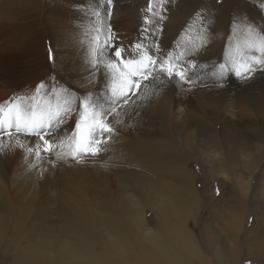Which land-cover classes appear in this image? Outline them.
<instances>
[{
	"label": "bare ground",
	"instance_id": "6f19581e",
	"mask_svg": "<svg viewBox=\"0 0 264 264\" xmlns=\"http://www.w3.org/2000/svg\"><path fill=\"white\" fill-rule=\"evenodd\" d=\"M226 1L227 3L216 11L217 14L222 15L226 9L240 12L244 4L250 8L247 0ZM262 4L258 6L261 7ZM184 7L187 5L183 2L179 9ZM43 10L42 16L38 15L40 28H34L31 40H28L29 46L27 43L25 48L22 42L23 51L20 48L13 49L10 44L0 45V82L15 92L29 93L31 97L35 93V86L45 81L47 86L41 94L53 100H55L52 95L53 86L57 89L62 86L68 87L76 94L73 108L79 110H82L80 100L83 93L88 91L92 93L93 102L97 107L107 110L110 105L111 92L108 85L111 83V75L106 69H93L91 49L94 44L98 49H103L102 54L98 53V58L102 64L107 63L109 49L104 48L102 41L110 23L114 33L119 34L120 41L129 50H132V44L139 42L159 61L168 59L171 54L172 64L177 69L183 68L191 83H186L178 77L168 79L157 65L152 73L155 79L143 82L144 85L147 84L146 89L132 98L126 107L119 109L115 118L106 117L115 132L111 139L105 138L101 151L140 148L147 144L146 148L150 150L147 158L158 159L159 151H164L172 159L185 164L186 170L182 172L181 187L175 189L160 182L162 180L159 178L155 182L150 173H147L150 177L148 181L145 178L141 179L136 186L139 194L136 192L127 194L125 199V202H128L127 206L103 216L105 224L102 230L106 242L103 239L99 240L103 234L91 236L87 232L80 233L76 241H72L64 236L62 231L51 230V226L42 228L40 239L36 237L34 239V232L28 231L22 238V243L26 244L16 246L22 256L13 264H196L194 263L196 259L205 260L206 257L196 245L195 239L198 238L188 227L189 219L196 217L195 214L201 204L199 190L194 182V171L187 168L194 158L204 163V178L213 175L219 177L223 188L230 186L233 190L234 195L231 197H237L236 205H227L230 212H233L230 213V218L234 220H231L229 225L236 232L234 235L237 239H234L236 241L234 244L239 257L237 264L241 262L240 248L243 243L241 240L246 244L245 247L243 245L246 256L252 257L257 253L261 255L264 250L262 246L264 223L260 227V223L257 224L254 219L244 239L242 234L249 215L246 209L250 197L264 202V189L261 196L260 189L257 188L261 185L264 188V181L258 180L257 187L251 193V177L248 179L246 177L247 173H254V166L258 168L259 159L256 158L263 148L264 77L258 75L249 87L241 88L232 75L227 86L220 88L216 83L217 78L212 75L213 72L219 71L221 63H227L231 68V58L234 55L239 61L238 45L244 55L253 53L257 55L244 46L245 39L228 35L226 39L220 35L210 39L211 36L200 29L196 15H191L180 23L175 22L172 28L169 26L167 33H163L159 30V22L163 21L160 19L161 12L158 7L154 9L156 13L152 14L151 21L146 24L139 18L135 0H114V11L110 17L104 14V0H48L43 5ZM27 12L30 16L35 15L38 13L37 6L28 9ZM96 13H99V16ZM262 17L263 19L251 17L250 22L254 21L256 24L254 28L260 29L264 26V14ZM26 19H29V16ZM143 29L147 30H145L147 34L143 33ZM46 36L51 39L55 55L53 63L56 62L58 67H54L56 69L52 78L47 77V74L46 76L39 74L38 77L35 69L25 68L26 63L24 64L25 61L21 58L28 54L29 50L32 58L41 60L44 57L42 55H45L42 59L48 60L46 58L48 51H44L43 47ZM97 36L99 43L95 41ZM245 38L248 39V31ZM259 54L258 52L257 56ZM236 91L239 93L233 94ZM232 103L237 107L236 112H248L247 115L238 118L231 114L228 107ZM250 114L253 118L247 120ZM242 124L253 126L251 129L254 131L250 135L241 134ZM73 126L71 123L62 126L51 139L53 141L66 139L71 135ZM12 132L11 138L0 136V144L8 148L7 164L6 166L0 164V194L10 178L11 190L19 183L18 178L13 177L17 170L37 173L40 166L46 165L43 162L47 158L46 153L41 151L37 156L35 152L27 151V147L35 148L41 142L34 137H25L23 133L16 135L14 129ZM154 136L159 138L155 139ZM18 141L26 146L23 150L17 147ZM231 181H234V184ZM208 186L209 184H204L202 193L210 188ZM22 189L23 187L20 188ZM21 195L23 194H11L13 199ZM1 207L3 204L0 201V209ZM147 209L153 211L158 226L170 222L176 227L175 235L179 239L177 250L170 248V242L165 236L164 238L160 236L153 225L146 224ZM111 222L114 226L113 231L105 228V225ZM76 225L77 223L72 224L71 227ZM260 230L261 233L255 234ZM254 236L256 238L253 239ZM204 237L208 244H212L216 239V233L204 226ZM247 243H250L251 248H248ZM115 253L118 256H115ZM218 255L221 260H225L227 254L221 251Z\"/></svg>",
	"mask_w": 264,
	"mask_h": 264
},
{
	"label": "rangeland",
	"instance_id": "374dc122",
	"mask_svg": "<svg viewBox=\"0 0 264 264\" xmlns=\"http://www.w3.org/2000/svg\"><path fill=\"white\" fill-rule=\"evenodd\" d=\"M47 1L0 0V45L10 44L13 49L18 50L20 48L22 51L23 43L24 47H27V43L29 46L28 40H31L30 38L35 31L34 28H40L38 15L42 16V12H44L43 5ZM247 1L250 3L248 5L249 9L244 4L240 12L226 9L225 12L221 13L222 15L217 14V12L227 3L226 0H174V2L170 0L167 10L163 12L161 11L159 0H153L152 12L148 10V0H135V4L139 10V18L146 24L151 21L152 14L156 13L154 9L158 7L161 12L160 15L164 16L163 22H159V30L163 33H167L169 26L172 28L175 22L180 23L181 20H186L191 15H196L200 22V29L206 31V34L211 36L210 39L216 35L226 39L228 35L229 37L245 39L246 41L245 34H247L248 25L256 26L254 21L250 22L251 17L255 16L263 19L262 16L264 14L261 11V7L258 6L259 4H264L263 0ZM183 2L186 3L187 7L180 10V4ZM35 6H37L38 13L36 12L33 16H30L28 12L26 13L28 9ZM27 16H29V19H26ZM145 17H147V22ZM37 25L39 26L37 27ZM145 30L143 29V33ZM257 30H259L258 27ZM27 32H30V35ZM46 33L48 32L46 31ZM145 33L147 34V32ZM43 47L45 48L44 51H48L49 48L52 49L51 39L48 36H46ZM256 53L258 55V52ZM253 54L255 55V53ZM42 56H44L42 58H45V55ZM47 56H49V53ZM21 58L25 61L24 64L26 63L24 65L25 68L35 69L38 77L41 74H44V76L47 74V77L52 78L54 70L58 68L56 62H50L48 57H46L48 60L32 58L29 50L28 54ZM145 87H147V84L142 87L140 92L146 89ZM237 93L239 91L233 92V94ZM17 97H29V93L15 92L12 88L0 82V104L7 106L10 101L15 100ZM236 108L233 103L228 107L231 114H235L238 118H244L247 115L248 112H236ZM252 118L253 115L250 114L247 120ZM73 127L72 130H74ZM251 128L254 127L251 125H240L241 134L250 135L254 131ZM154 137L155 139L159 138L157 136ZM262 144V152L259 151L256 158L259 159L258 168L254 166V173L246 172L247 179L251 177V193L257 187L258 180L264 181V138L262 139ZM146 146L147 144L140 148L129 147L101 151L97 156L82 155L80 163H77L69 156H63L61 159L55 158L57 152L68 151L67 146L62 150L57 146L51 154L46 153L47 158L43 161L46 165L40 166L37 173L17 170L13 177L18 178L19 183L11 190L10 178L0 194V201L3 204L0 209V264H13L21 258L22 253L17 250L16 246L18 244H26L22 243V238L28 231L34 232V239L35 237L40 239L42 228L51 226V230L62 231L63 235L72 241H76L78 235L82 232H87L91 236L103 234L102 228L105 224L103 216L110 215L111 212L119 211L127 206L128 202H125L127 194L135 192L139 194L136 186L139 185L138 183L141 179L145 178L148 181L147 179L150 177L147 173H150L155 182L159 178L162 180L160 182L169 184L171 189L179 187L180 182H183L182 172L186 170L185 164L172 159L164 151H159L158 159H149L146 156L150 154V150ZM6 158L7 154L0 158V164L2 163V165L6 166L8 160ZM187 168L194 171V182L199 190L198 197L201 200V204L195 214L196 217L189 219L188 227L192 229L194 235L198 238L197 240L195 239L196 245L199 246V251L206 257L205 260L196 259L194 263L237 264L239 257L234 244L237 239L234 235L236 232L229 225L231 220H234V218H230V213L233 212H230V207L227 206L230 204L232 206L236 205L235 199L237 197H231L234 195L233 190L230 186L223 188L219 177L213 175L204 178L205 166L200 159L194 158L192 164L187 165ZM205 183L209 184L208 188H210L202 193ZM231 183L234 184V181H231ZM21 187H23L22 190H20ZM257 188L260 189L261 194L264 189L263 186L261 185ZM217 189H219V195L216 194ZM227 192H230V194H227ZM11 194L23 195L13 199ZM251 195L253 196V194ZM231 208L233 209V207ZM236 210L238 212L237 207ZM246 212L249 215L245 222L242 234L243 239L251 228L254 219L257 224L260 223V227L264 223V202L250 197ZM145 216L146 224L149 226L153 225L160 236L163 238L165 236L170 242V248L177 250L179 239L175 235L176 227L170 222H166L163 226H158L154 219L153 211L150 209H147ZM173 221L176 222V220ZM76 223L75 227H71L72 224ZM112 223L105 225V228L107 227L110 231H113L114 226ZM204 226L206 229L215 231L216 239L214 243L208 244L205 241ZM259 232L261 233V230L255 234ZM100 239L106 242L105 234L101 235ZM241 241L243 243L240 248V264H264V250L261 255L257 253L253 254L252 257H248L246 256V250L243 249V245L245 247L246 244L243 240ZM106 245L109 246V244ZM247 246L251 248L250 243H247ZM262 246L264 247V242H262ZM252 247L254 248L253 245ZM221 251L227 254L225 260L219 258L218 254ZM115 256H118V254L115 253Z\"/></svg>",
	"mask_w": 264,
	"mask_h": 264
},
{
	"label": "snow or ice",
	"instance_id": "6c2138e0",
	"mask_svg": "<svg viewBox=\"0 0 264 264\" xmlns=\"http://www.w3.org/2000/svg\"><path fill=\"white\" fill-rule=\"evenodd\" d=\"M174 2V0H173ZM170 0H159L161 11L167 10ZM105 16L110 17L114 11V0H104ZM153 0H148V10L153 11ZM261 11L264 12V4L261 5ZM99 16V13H96ZM163 20L164 16L161 15ZM147 22V17H145ZM100 31L99 29L97 30ZM248 39L245 41V47L249 50L259 52L260 55H244L237 46V55L239 61L234 55L231 58L232 67L227 63L219 64V71L213 72L217 86L224 88L232 75L235 76L241 88H247L253 83L257 76L264 77V26L259 30L251 24L248 25ZM96 43H99V37H95ZM104 48L109 49L107 63H101L98 53H103V49H98L95 44L91 49V65L94 70L100 68L106 69L111 75V83L108 85L111 95L109 96L110 105L107 110L98 108L93 102L91 92L85 91L80 100V108L74 109L76 103V94L68 87L56 86L52 88V95L55 100L42 95V90L46 88L45 81H41L35 86V93L31 97H17L10 101L7 106L0 104V136H13L23 133L25 137H34L39 142L35 148L27 147L28 153L37 156L41 151L51 154L55 147L63 149L67 146V152H57L56 158L61 159L67 155L71 159L80 163L82 155L97 156L101 152V145L105 138L111 139L115 129L112 127L106 117L115 118L118 110L131 103L132 98L139 95L143 82L155 79L152 73L157 65L161 73L166 74L168 78L178 77L186 83H191L185 75L183 68L177 69L169 59L159 61L154 57L148 48L141 43L132 44V50H129L119 39V34L114 33L111 24L108 25V31L104 34L102 41ZM157 51L159 48L157 47ZM49 61H54L53 49H48ZM127 53V55H125ZM195 63V61H189ZM97 87L99 83L97 81ZM77 91H80L77 89ZM78 116V118H77ZM74 124V130L66 139L53 141L51 137L67 126ZM17 147L23 150L26 146L17 142ZM8 152V148L0 144V158H3ZM219 195V189L216 190Z\"/></svg>",
	"mask_w": 264,
	"mask_h": 264
}]
</instances>
